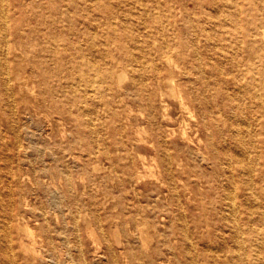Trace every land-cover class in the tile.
<instances>
[{
	"label": "bare ground",
	"instance_id": "bare-ground-1",
	"mask_svg": "<svg viewBox=\"0 0 264 264\" xmlns=\"http://www.w3.org/2000/svg\"><path fill=\"white\" fill-rule=\"evenodd\" d=\"M242 1L0 0V264H87L71 237L97 240L92 216L105 234L111 197L135 234H114L123 264H259L264 0ZM128 99L152 125L133 139ZM100 185L118 190L100 201Z\"/></svg>",
	"mask_w": 264,
	"mask_h": 264
},
{
	"label": "rangeland",
	"instance_id": "rangeland-1",
	"mask_svg": "<svg viewBox=\"0 0 264 264\" xmlns=\"http://www.w3.org/2000/svg\"><path fill=\"white\" fill-rule=\"evenodd\" d=\"M239 2L242 4V6L244 5V1L239 0ZM149 3H150V0H140V2H136V8H137L136 10L139 11V10L144 9L145 5L149 4ZM205 4H206V2H205ZM205 12L207 14L210 13L208 8L206 9ZM176 19L179 23H181V16L176 17ZM131 21L138 23L137 20H131ZM140 26H141L140 24H137V25H134V28H135V30L139 28L138 30L143 34L144 29ZM179 26H181V25L179 24ZM125 74H126V76H125L124 80L122 81V87L127 85V83L129 82V73L127 70H125ZM163 89L165 91H168L169 88H168V86L163 85ZM166 100L170 105V107H169L170 113L174 117V121H171L170 123L173 126H177L178 125V117L180 114L178 103H177V98H174L171 95H167ZM158 103H159L158 99H155L153 114L160 116V106ZM119 108H120L119 111H120L121 117L124 113L130 114L129 116L131 118V121H130L129 125L127 127H125V130L128 133L127 137H130L131 139L136 137L134 128L137 125H141L143 127L146 126V128H150V130H152V125H151L150 121H148L146 119L147 116L150 115V110L148 108H145L143 103L130 101L128 99V103H123L121 105L119 104ZM130 110H132V111L130 112ZM67 140H68V137L65 139V142ZM139 151L144 152L149 158L152 154H154V150L151 147H149L148 145H145L144 147L133 150L131 152L133 155L136 156L137 152H139ZM91 162H92L91 159H87V160H85V165H88V164L90 165ZM102 162H103L102 164L107 163L105 160H103ZM19 164H21V162ZM15 168L18 169L19 165L15 166ZM20 168H22L21 170L29 176V178H27V180L25 181L27 184L25 191L29 195V197L34 200V198L31 197L32 196V194H31L32 193L31 192L32 184L30 182V180H31L30 178L33 175V170L30 166H25V165L20 166ZM86 168H87L86 166H83L82 169H80L79 167H75L74 170H75V172H81V171H85ZM103 174H107V172L103 173ZM94 176H96V174H94ZM88 179H89V177L86 174L85 175V182H87ZM95 180H96L97 184H99L98 180H100V178L97 177ZM110 187H112V186L110 185ZM151 187H152V183H150L147 180H142L139 182V188L141 190V196H140L141 204L146 205L149 202L148 193H150ZM113 189L114 188H108V187H105L104 185H100L97 189L98 198H100L99 200L102 201V197L105 194H108L109 197L112 196V194H116L118 189L117 190H113ZM81 191H82V189H81ZM85 192H86V190H84V192L80 193V194L82 196H85V194H84ZM142 197H144V198H142ZM33 203L34 202L31 201V204H33ZM155 208L163 209L162 205L160 203H156ZM90 213H91V211H90ZM91 215H92V213H91ZM99 216L101 218H106V216H112L111 225H109L107 223L104 224V227L106 229L105 230L106 233L104 234L101 231V229L95 223V220L92 216V219H93L92 223L94 224V231L97 234V240H95L94 237H87L84 230H82L81 231V239L79 238L78 241L76 238L71 237V239L74 240V242H72V248L74 249L73 251L76 253L75 248L78 247V244L80 245L81 248L83 247L87 264H123L122 256L119 253L120 247L116 242V235H114V234H115L116 230H119V232H118L119 237L121 239H124V241L127 242V240L134 239V235H135L134 229L132 232L130 230L131 226L126 225V221H125L126 219L125 218L127 217V215H125V217H124L121 214V209L118 205V200L116 198L113 199V197H111L106 206L103 204H100ZM119 217H120V219H119ZM123 217H124V219H123ZM121 219H123V222L119 223V221H121ZM32 226L34 227V223H32ZM133 226L134 225L132 224V227ZM259 226L263 227V230L261 232H264V224L259 223ZM151 232H153L152 228H151ZM125 234H128L129 237H126ZM109 241L112 243V246L115 248V254L117 256V261L114 260L115 262L113 261L114 258H113V255L111 253V250L108 246ZM262 251H263V249H262ZM258 262H259V264H264V256L259 258ZM136 264H139V263L137 262ZM175 264H179V263L177 262ZM197 264H201V263L197 262ZM211 264H221V263H211Z\"/></svg>",
	"mask_w": 264,
	"mask_h": 264
}]
</instances>
